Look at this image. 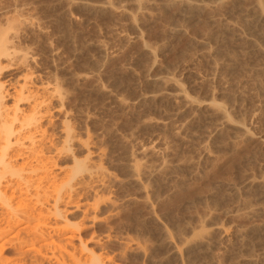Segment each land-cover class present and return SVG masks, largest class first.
Instances as JSON below:
<instances>
[{"label": "rangeland", "instance_id": "rangeland-1", "mask_svg": "<svg viewBox=\"0 0 264 264\" xmlns=\"http://www.w3.org/2000/svg\"><path fill=\"white\" fill-rule=\"evenodd\" d=\"M112 1L134 12V26L120 9L92 13L56 0H0V23H33L35 31L20 30L16 43L33 55L43 81H62L72 127L105 154L101 163L112 176L105 196L116 208L82 239L114 264H264V18L251 12L253 0H222L191 19L180 16L178 6H159L162 0H144L141 11L129 0ZM10 68L0 66L7 90L18 75ZM163 75L177 81L189 103L168 96L173 84L164 89L155 82ZM140 94L152 99L142 101ZM216 107L228 123L219 125ZM133 160H144L147 169L164 161L168 168L137 181L130 177ZM80 216L69 214L75 221ZM219 226L232 233L213 235L210 247L186 246L183 258H175L160 235L163 227L182 246L195 232ZM106 233L112 240L91 239ZM121 237L140 242L144 257H127Z\"/></svg>", "mask_w": 264, "mask_h": 264}, {"label": "bare ground", "instance_id": "bare-ground-1", "mask_svg": "<svg viewBox=\"0 0 264 264\" xmlns=\"http://www.w3.org/2000/svg\"><path fill=\"white\" fill-rule=\"evenodd\" d=\"M56 1L68 4L69 7L79 5L93 11L92 13L115 14L120 9L124 16L131 20L130 26L135 25L134 12L128 11L125 6H121L122 4L116 5L112 0H99L95 3ZM128 2L136 11L143 10L147 4L144 0ZM220 2L222 0H162L158 5L163 8L178 6L180 16L189 19L194 12L215 7ZM263 3L262 0H253L251 12L257 18H264ZM222 27L229 30L233 25L224 23ZM20 30H28L31 33L35 31L33 23L28 19L5 18L0 23V66L5 63L18 74L9 83L10 91L0 81V264H114L111 257L97 253L82 239V232L85 229L105 220L116 208L115 201L105 196L112 178L111 173L101 163L105 154L99 150L93 137L72 127L70 117L66 111L64 112L66 95L62 89V81L56 77L43 81L36 74L33 55L16 43ZM172 31L175 33L178 30L172 28ZM97 48L100 54L106 51L103 43H99ZM146 52L150 58H154L153 48L146 47ZM154 79L164 89L173 84L176 91L167 93L168 96L189 103L184 89L171 76ZM148 98L152 99V96L144 94L140 96L142 101ZM118 103L123 105L124 99L119 98ZM213 112L219 116L217 120L219 125L228 123V115L223 108L216 107ZM139 152V155H142L139 158L144 157L146 149ZM162 163L152 169L150 165V169H147L144 160L142 163L138 161L129 167L130 177L137 180L145 173L152 175V172L165 171L168 165ZM71 211L80 212L81 216L77 221L70 219ZM251 213H255V210ZM262 226L264 229V225ZM212 229L195 232L190 239L182 240L184 242L182 246L176 244L177 242L173 243L168 230L163 227L160 228V235L162 242L169 247V252L175 255V258H181L186 252V246L210 247L213 245L211 243L213 235L219 234L223 237L230 231L221 226ZM243 231L237 232L242 240L245 236ZM91 239L97 243L112 240L109 233ZM119 239L124 248L121 247L125 249L123 253L125 251L127 257L128 254L144 257L145 250L140 242L129 237ZM212 249L211 247L208 254L213 252ZM246 260L245 263L249 258Z\"/></svg>", "mask_w": 264, "mask_h": 264}]
</instances>
